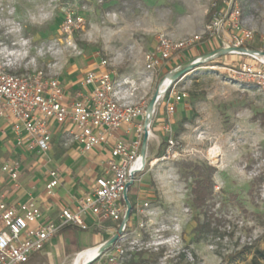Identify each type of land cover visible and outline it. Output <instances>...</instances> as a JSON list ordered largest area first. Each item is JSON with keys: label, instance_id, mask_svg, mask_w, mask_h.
Instances as JSON below:
<instances>
[{"label": "rangeland", "instance_id": "1", "mask_svg": "<svg viewBox=\"0 0 264 264\" xmlns=\"http://www.w3.org/2000/svg\"><path fill=\"white\" fill-rule=\"evenodd\" d=\"M229 1L0 0V37L7 45L17 43L20 57H25L23 46L28 45L26 60L35 58L37 69L57 75L71 94L83 73L104 57L109 68L117 71L118 79L132 81L127 93L133 101L148 106L161 80L176 66L218 47L204 37L193 48L182 51L173 68L164 64L152 72L145 67V54L158 37L178 39L202 34L212 15ZM233 3L238 4L246 27L254 33L245 45L264 50V0ZM70 12L82 17L83 22L65 32ZM251 60L235 54L215 58L195 66L174 83L176 90L187 93V99L177 105L173 116L178 147L171 157H165L167 142L162 126L166 103L156 102L155 136L148 143L146 171L135 184L134 191L140 194L136 205L149 201L161 207L158 220L168 221L177 215L181 219L182 248L179 254L164 246L159 252L137 256L145 264L158 263L165 255V264H249L255 251H264V95L257 86L233 79L230 72ZM24 64L20 70L25 69ZM72 146L69 138L56 133L50 152L20 154L24 158V186L31 194L47 179L52 167L62 166L69 159L67 151ZM84 156L78 154L77 159ZM184 162L216 167L215 196L206 213L192 205L193 179ZM130 198L135 201L131 193ZM141 217L134 216L129 230L140 233L137 222ZM198 223L203 226L196 232ZM103 227L115 228V234L118 225L107 220ZM104 232L102 228L67 227L25 264H74L77 253L100 242Z\"/></svg>", "mask_w": 264, "mask_h": 264}, {"label": "built area", "instance_id": "2", "mask_svg": "<svg viewBox=\"0 0 264 264\" xmlns=\"http://www.w3.org/2000/svg\"><path fill=\"white\" fill-rule=\"evenodd\" d=\"M82 22V17L70 12L63 29L71 32ZM204 37L215 41L218 44L216 49L234 48L206 62L229 54L251 57V61L231 68V76L239 82L257 86L264 95V55L236 50H254L245 45L254 38V33L246 27L241 9L233 0L212 15L202 34L178 39L160 35L153 49L145 54L146 69L158 70ZM23 48L25 57H20L18 44L7 45L0 37V120L6 121L16 145L31 154L48 153L52 149L56 125L66 139L79 145L85 153L106 145H111V149L110 156L100 163L95 185L74 206L63 207L54 221L45 219L39 201L31 193L19 201H7L0 195V264L28 263L67 227L88 230L95 224L103 229V222L112 220L119 228L127 210L125 191L129 196L131 188L140 181L147 168L148 150L145 161L141 154L146 130L148 143L155 136L152 126L156 111L147 123V106L137 105L127 93V86H133L132 81L118 79L117 71L109 68L108 59L100 57L98 65L87 69L71 94L57 75L37 69L35 58L26 60L30 47L24 45ZM198 58L202 60V56ZM23 64L25 69L20 70ZM186 99L187 93L176 90L174 83L168 85L158 99L166 103L162 119L167 142L165 157L177 154L173 116L177 105ZM122 130L132 133L133 138L128 141L120 137L118 133ZM1 139L2 134L0 142ZM21 166L17 159L0 164V174L7 177L16 189L20 188ZM62 178L59 168L50 170L45 188L48 197L56 195ZM130 182L132 185L128 186ZM184 210L189 212V208ZM162 212L161 207L149 201L135 205V213L118 240L106 252L90 259L88 264H128L137 253L159 252L164 246L179 254L182 248L181 219L173 215L168 221L158 220ZM136 214L143 215L137 222L139 234L133 228L129 230ZM167 257L163 256L155 264H165Z\"/></svg>", "mask_w": 264, "mask_h": 264}, {"label": "crops", "instance_id": "3", "mask_svg": "<svg viewBox=\"0 0 264 264\" xmlns=\"http://www.w3.org/2000/svg\"><path fill=\"white\" fill-rule=\"evenodd\" d=\"M177 57L178 56H174L172 58L173 61L165 63L167 64L166 68L170 69L174 67L173 64L177 65ZM4 133L5 135H3ZM56 133L61 132L58 130V127L54 125L53 136L56 135ZM0 134H2V139L0 142V164L11 159H17L21 162L22 165L24 158L20 156V154L28 152L16 145L15 137L5 120H0ZM118 134L120 137L128 141L133 138L132 133L127 134L124 130L120 131ZM110 149L111 145H106L101 146L92 152L85 153L82 151L79 145L73 144V146L67 151V153L69 154V159L65 161L62 166H55L51 168H59L62 172L63 177L62 183L57 188L56 195L53 198L48 197L45 190L46 183L49 180V172L51 169L48 171L47 179L37 186V190L34 193V196L37 198L41 205L44 217L47 221L56 220L60 210L63 207L74 206L77 200L95 185V181L100 173V163L103 159H106L110 156ZM78 154H84L85 158L77 159ZM74 171L75 173L73 174ZM23 172L24 169L21 166L20 188L17 189L13 187L7 177H5L3 174H0V195L4 196L7 201L24 200L27 197L28 193H30L29 190L24 186ZM133 187L134 188L130 193L132 196H135V201H137L140 194L134 191L135 185ZM133 219L134 217H132V220ZM92 228L101 229L95 226V224L90 229ZM107 228L108 227H103L105 232L100 242L89 247L100 245L113 235L115 228ZM46 246H50L49 243ZM76 250L79 249H73V251Z\"/></svg>", "mask_w": 264, "mask_h": 264}, {"label": "trees", "instance_id": "4", "mask_svg": "<svg viewBox=\"0 0 264 264\" xmlns=\"http://www.w3.org/2000/svg\"><path fill=\"white\" fill-rule=\"evenodd\" d=\"M211 13L209 14L211 15ZM183 166L187 170L188 176L193 179V186L191 188L192 205L200 210L201 213H206V207L209 201L214 199L215 196L213 177L216 173V167L194 162H184ZM131 202L134 208L131 214L133 215L135 213L136 201L131 200ZM202 226V224L198 223L194 230L197 232ZM142 254L137 253L128 264H145L144 259H137V256H141ZM249 264H264V251H255L252 261Z\"/></svg>", "mask_w": 264, "mask_h": 264}, {"label": "water", "instance_id": "5", "mask_svg": "<svg viewBox=\"0 0 264 264\" xmlns=\"http://www.w3.org/2000/svg\"><path fill=\"white\" fill-rule=\"evenodd\" d=\"M233 49L234 48H224V47H221V48H218L216 50H213V51H210L208 53L203 54L202 55V60H200L197 64H194V65H192V66L184 69L175 78V80L172 83H170V84L175 83L179 78H181L184 74H186L188 71H190L195 66H198L201 63H205L208 59L213 58L215 55L227 54V53H229ZM236 50H239V51H249L250 53L259 52L260 55H264V51H261V50H248L246 48H237ZM191 61H193V60H189L186 63L191 62ZM183 65L179 66L178 68L182 67ZM175 70H173V71H175ZM173 71L169 72L168 74H171ZM159 86H160V84H159ZM157 99H158L157 95L155 96V94H154L153 98L151 99V101L149 102V104L147 106V113H148V119L146 121L147 123L150 121V118L152 117V114H153V111H154V108H155ZM148 139H149V135H148V132L146 130L145 135H144V139H143L142 151H141V154L143 156L144 161L146 160V157H147ZM130 185H132V182H130L128 186H130ZM125 203H126V206H127V210H126V213H125V217H124V219H123L120 227L118 228V231L113 236H111L109 239H107L102 244H100L101 245V249H100L99 254H102V253L106 252L118 240L119 236L123 232V229H124L125 225L127 224V222L129 221V219L131 217L132 209H133V204H132V202H131V200H130V198L128 196V192L127 191H125ZM88 263H90V260L87 261V262H85L84 264H88Z\"/></svg>", "mask_w": 264, "mask_h": 264}, {"label": "bare ground", "instance_id": "6", "mask_svg": "<svg viewBox=\"0 0 264 264\" xmlns=\"http://www.w3.org/2000/svg\"><path fill=\"white\" fill-rule=\"evenodd\" d=\"M200 60L201 59H199V58L193 59V61L185 63L182 67L176 69L171 74H168L167 76H165L163 78V80H161L160 86L157 88V90L155 92V96L157 95V97L159 99L162 96V94L166 91L168 85L170 83H172L175 80V78L184 69H186V68H188L194 64H197ZM100 249H101V245H98V246L80 251L79 253H77V255L75 257L74 264H83L84 262L94 258L95 256H97L99 254Z\"/></svg>", "mask_w": 264, "mask_h": 264}]
</instances>
